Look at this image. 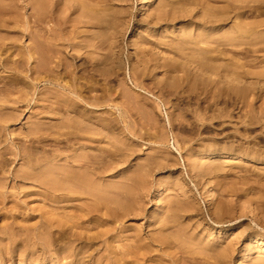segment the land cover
Returning a JSON list of instances; mask_svg holds the SVG:
<instances>
[{
  "label": "rangeland",
  "instance_id": "obj_1",
  "mask_svg": "<svg viewBox=\"0 0 264 264\" xmlns=\"http://www.w3.org/2000/svg\"><path fill=\"white\" fill-rule=\"evenodd\" d=\"M30 1L40 4V0H3V5L6 4L8 9L0 6V57L8 56L13 68L27 63L33 35L37 53L32 62H44L47 52V48H43L44 30L54 22L61 25V43L65 46L72 45L77 31L83 30L88 35V42L103 47L96 54L98 57L106 54L110 64L115 60L119 64L112 68L109 64L106 73L91 64L81 72L89 77L94 86L88 90L90 98L101 103L93 108L91 115L104 121L106 127L94 124L91 134L97 139L93 141V147L79 150L76 156L84 153L106 155V176L100 181L106 185V197L93 199L89 195H79L81 199L74 198L69 202L59 198L48 200L43 186L0 179V264L70 262L71 259H65L63 253L69 249H65L64 245L73 238L71 233L64 241H58L55 234L64 222H69L66 228L69 231V225H73L74 232H81L83 238H93L79 256L81 264H219L211 250H217L231 241L236 244L235 251L228 256L227 264H264V241L254 244L251 256L243 261L238 260L237 254L244 249L250 235L264 236V111L255 117L240 110L239 99L230 95L225 84L208 83L192 66L189 67L187 79L173 73L177 77L172 78L169 84L161 67L155 70L156 76H144L142 85L134 82L139 72L131 69L130 61L135 56L133 54L131 57L130 53L143 50V46L148 47L136 43L130 46V39L138 31L137 28L142 33L146 31L137 24L143 19L141 13L146 9L150 11V0H141L148 4L145 10L139 9L140 0H121L123 4L118 0H49L52 1L48 8L51 17L39 22L33 14H41L43 9L36 4L35 11H32ZM119 3L124 8L125 25L116 24L120 34L112 48V41L101 42L106 35L98 33L101 28L98 30L96 22H91L90 17L94 14L109 15L118 8ZM180 3L195 5L192 0ZM202 5L208 15L229 14L227 24L201 29L202 34L211 31L210 37L204 40V47L222 31H231L234 27L244 34V38L237 39L236 43L241 46L236 48L227 43V37L223 38L221 42L224 46L216 52V58L224 64L223 72H237L248 81H259L251 85L254 86V102L258 109L264 96V37H258L264 33V1L204 0ZM235 5L238 9L232 8ZM153 29H148L145 34L149 35L148 32ZM176 29L173 30L175 37L179 31ZM37 46L42 48L39 47L38 51ZM192 46L197 52L198 44ZM64 49L69 52L68 48ZM207 53L214 56L213 52ZM152 56L158 58L157 55ZM38 74L29 73L27 76L18 70H0V118L3 115L7 117L9 113L16 116L8 122L14 125L4 130L0 137V147H5L2 151L7 152L10 161L6 169H20L23 162L20 157L8 155L9 151L17 150L13 140L21 148L28 149L23 142L33 138L34 141L27 144L38 153L40 150L38 155L43 152L50 155H58L63 150L67 152L69 145L63 143L60 145L62 149L54 141L59 137V124L66 121L67 115H54L51 111L39 115L40 107L35 106L34 100L29 101L32 94L28 95L27 100L25 90L18 87L19 81L13 80L23 76L26 81H32V76ZM210 77L219 79L213 75ZM70 80L69 76L64 81ZM160 81L162 83L157 85ZM168 81L171 82L170 79ZM31 84H36L42 93L50 87L45 81ZM25 99L29 108L25 110L24 107L22 114L13 112L11 107L19 105L18 102L25 104ZM1 104L9 107L2 109ZM62 106L64 103H61ZM81 108L79 111L84 112L83 105ZM37 117L42 118L45 125L36 135L26 138ZM134 182L136 185L129 192L119 188L121 184L133 185ZM159 183L164 187V196L155 200ZM135 190L138 192L140 210L117 222L115 234L119 238L106 241V228L112 223V218L108 216L111 212L107 210L112 205L111 200L134 199ZM210 192L214 195L211 203L207 202ZM87 205H97L100 209L95 213L94 220L89 218L90 215L82 219L79 217L83 216L82 208ZM71 206H75V212L70 210ZM72 221H76V224ZM48 226L53 228L49 229ZM162 229L175 236L172 242L160 244L152 241L151 238ZM181 233L187 238L183 235L181 238ZM136 240L147 244V250L143 251L147 253V258L137 259L130 254L133 250L131 245ZM124 254L129 257L122 258Z\"/></svg>",
  "mask_w": 264,
  "mask_h": 264
},
{
  "label": "bare ground",
  "instance_id": "obj_2",
  "mask_svg": "<svg viewBox=\"0 0 264 264\" xmlns=\"http://www.w3.org/2000/svg\"><path fill=\"white\" fill-rule=\"evenodd\" d=\"M0 1H2L0 6L6 8L7 5H3V0ZM118 1L121 2V0ZM181 1L186 2L190 0H150V11L147 12L146 9L145 12L141 13L143 19H140L139 23L137 24V27L139 26V28H144V31L145 29L146 31L142 33L141 31H139L138 28V31H133V36L130 39V46L135 43L140 44V46L146 44L148 48H145L143 46V50L137 49L134 53L132 51L130 53L131 57L133 54L135 56V58L130 61L131 69L135 72H139L138 76L135 77L134 82H137L142 85L144 83V76H156L155 70H158V68L161 67L163 68L161 69L162 72H164L166 74L165 76L168 78L167 83L169 84L172 83V78L177 77L173 73H178L180 74L181 78L184 77V79H187L186 75L189 72V67L192 66L194 67V70L199 75H201L200 77H205L204 79L207 80L208 83L214 85L219 83L225 84L227 86V89L230 90V95H234L235 98L239 99V103L241 104L240 110H245L249 115H255L256 117L259 112L264 111V96L262 105L259 106V108L257 109L254 102L255 98L252 88L254 86L251 85L259 81H248L244 78L242 74L237 72H223L222 68L224 67V64H222L219 59L216 58V52L220 50L221 46H224L221 42L223 38L227 37V40L229 41L227 43H229V45L231 46H235L234 48H236L238 46H241L240 44L236 43L237 39L244 38V34H242L240 30H237L234 27L231 31H222L218 35V37L214 39V41H212L207 47H204V40L205 38L210 37L211 31L209 30L205 34H202L201 29L205 28V26H222L226 22V19L229 18V14L224 13L218 16L208 15V11H206L202 5L204 0H192L195 4L193 6H187L184 3L181 4ZM226 1L230 2V0ZM51 2L52 1L49 0H40V4H38L37 2H28L30 5H32V11H35V7L37 5L41 6L43 9L41 14H33L36 21H44L51 17V13L48 10V8L52 5ZM156 2L158 3V5H155ZM89 3L91 4V2ZM121 3L118 4L117 9L113 11L111 10L112 12L109 13V15L106 14L108 15L107 17L105 14H94L90 17L91 22H96L97 29L101 28V30L98 29V33L106 35V38L102 39L101 42L105 43V41H112V48H114L115 43L118 41L117 35L120 34V30L116 28V24L125 25L123 17L124 8ZM86 4L88 5V3ZM147 5L148 4L140 0L139 9L145 10ZM92 6L94 7V5ZM93 7L91 9H93ZM87 8L90 9L89 7ZM232 8L238 9L237 5ZM150 28L154 29L153 31L148 32L149 35H146L145 33H147V30ZM176 28H178L179 30L176 32L177 37L173 35V30H175ZM44 32L46 35H43V37H45V40L43 41L45 47L43 48H47V52L44 57V62H41L39 64H36V62H32V59L34 60L35 58V52L37 51V49H35L33 45V35V38L31 37L30 39L32 41V44L29 45L28 61L25 65H22L18 68H13L12 65L9 63L10 58L6 56L4 58L0 57V67L1 69L3 68L5 70H18L20 72H25L27 76H29V73H39L38 75H36V77L32 76V81H26V78L23 76L15 77L13 80L19 81L18 83H20V85L18 87H21L23 90H25L24 92L27 100L28 95L32 94V98L29 101L31 103V101L34 100L35 106L38 105L40 107L41 113L39 115H41L42 113H46L47 111L55 113L54 115H67L66 121L59 124V137L56 138L54 141L62 149L63 147L60 145H62L63 143L69 146L68 148H66L67 152L63 150L62 152L58 153V155H50L47 152H43L41 155H38L39 153H41L40 150L39 153L37 152L38 150H32L30 148L31 146L27 143H32L34 140L33 138L29 139L28 137L36 135L38 131L43 128V125H45L41 121L42 118L37 117L36 121L29 128L26 137L28 138L27 141L23 142V145L25 144L28 149L21 148V145L18 146L17 144L19 143H16L13 140V144L16 145L17 150L8 152V155L13 156L15 158L20 157V159L23 160L20 169L12 170L10 169L11 167H8L9 169H6V165L10 161H8L9 158H7L6 156L7 152L2 151V149L5 147H3L2 149L0 147V179H10V181H14V183L17 184H25L31 182L37 184L39 187L43 186L46 189V193L48 194V200L59 198L64 199L65 202H69L74 198L81 199L82 197L79 195H89V197L91 196L93 199L105 198L106 185L101 184L100 181L106 176V155L103 156L92 153H84L76 156V154H78L79 150L90 149L93 147L92 143L95 139H97L93 134H91L93 133L91 128L94 124H101L103 127H106V123L104 121L91 115L93 108L98 107L101 103L97 101L95 102L94 100H92V98H90L88 90H91L94 86L91 80L88 79L89 77H85L81 72L84 71V69L86 71V67L91 64L94 67L96 66L99 71L106 73L108 68L107 66L110 64V62L108 61L109 56L104 54L101 57H98L96 54L100 52L103 47H101L100 45L94 46L93 42H88V35L86 36L83 30L77 31V34L75 35V41L72 45L70 44L68 46H65L61 43V41L63 40L61 35L62 31L61 25H59L58 22H54V25H50L49 28L44 30ZM192 34L193 38H191ZM153 37H155V39ZM258 37H264V33L258 35ZM197 44L198 51L195 52V47H193L192 45ZM41 46H43V44ZM41 46H37L38 51L39 47ZM64 48H68L69 52L67 51V49ZM153 50H155V52H153ZM199 50L201 52H199ZM204 50L207 52H213L214 56L207 52H204ZM149 55L150 57H148ZM152 55H157L158 58L156 59V56ZM154 60L157 61L155 62ZM115 64L119 65L118 62L115 60L113 61V63L110 64V67L112 68ZM150 64L156 65L157 67H154ZM41 74L45 75L42 76ZM212 75L217 76L219 79L217 80L215 78H211L210 76ZM69 76L71 77V80L64 81L65 78ZM169 79L171 82L168 81ZM35 81H45L47 84H49L50 87L47 88L48 90L46 92L42 93L38 90V86L36 85L37 83L35 84V86L31 84ZM83 81H86L87 83H84ZM161 83L162 81L157 82L156 84L159 85ZM34 89L35 91H32ZM26 99L25 104H20V102H18L19 105L12 106V111L17 112L18 114H22L24 111L22 109H24V107L25 110H27L29 107ZM61 103H64V106H62V108L60 107ZM82 105L85 108L86 112L79 111V108H81ZM1 107L2 109H7L9 106L1 104ZM3 117L0 118V137H2L4 130H7L8 128L14 125L13 123L9 124L8 122L15 119L16 116H14L13 113H9L7 117L4 115ZM103 135L105 136L106 134L103 133ZM1 143L2 139L0 138V144ZM103 153L106 154V152L104 151ZM6 159L7 161H4ZM191 168L193 170V167ZM1 176H3V178H1ZM135 185V182L133 183V185L121 184L119 188H123L124 190H127L129 192L130 190H133V187H135ZM88 188L92 189L89 190ZM137 193V190H135L134 199L132 198L131 200H111L112 205H110V207H108L109 209L107 208V210L108 212H111L108 216L112 218V223L110 222V224L107 225L106 241L110 238L111 241L119 238L115 234V230H118L116 228L117 225H115L117 224V222L121 221L127 215L133 214L136 211L140 210V201L137 197ZM163 196L164 187L159 183V188L154 194L155 200L160 199ZM213 200L214 195L210 192L207 196V202L211 203L213 202ZM66 207L67 206L65 205V208ZM74 207L75 206L69 207L72 212H75L73 211ZM98 210L100 209H98L97 205H87L86 208H82V212H84L83 216L79 215V217L82 219L84 216L90 215L89 218L91 220H94L95 213L98 212ZM72 222L76 224V221ZM68 223L69 222H64L55 231V234L57 235L56 239L58 241H64V239L67 238V234L71 233V236L73 238L69 240L68 244L64 245L65 249L69 248L65 253H63L64 258L71 259V261L66 264H81L79 256L85 252L83 251V249L86 247V245H88V241L93 240V238L88 236L83 238L81 232H74L73 225H69V231L68 229H66ZM47 228L52 229L53 227L48 226ZM170 233H165L162 229L160 232L157 233V235L153 236L151 239L152 241H157L160 244H165L166 242L169 243L172 242L173 238H175V236ZM219 234H222L221 231H219ZM181 235L183 234L181 233L180 237ZM258 236L257 234H254L248 237L244 249L237 253L239 254V261H243L244 259L248 258V256H251L254 244H260L261 241H264V236H260V238L263 239H260ZM44 241H46V239H44ZM146 245H143L140 241L136 240L133 245H131L133 250L132 252H130V254H132V257H135L137 259L147 258V253L143 252L147 250ZM235 245V242L231 241L227 245L219 246L217 250H211L213 251L211 253L215 254V257H217L219 264H227L228 256L230 257L234 254ZM206 251L208 252V250ZM122 256V258L126 259L129 257V255L125 254Z\"/></svg>",
  "mask_w": 264,
  "mask_h": 264
}]
</instances>
